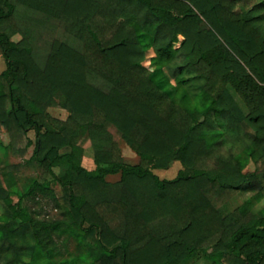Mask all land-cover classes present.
<instances>
[{
	"label": "trees",
	"instance_id": "obj_1",
	"mask_svg": "<svg viewBox=\"0 0 264 264\" xmlns=\"http://www.w3.org/2000/svg\"><path fill=\"white\" fill-rule=\"evenodd\" d=\"M0 55V149L41 167L20 186L21 163L0 166V264H264V0H0Z\"/></svg>",
	"mask_w": 264,
	"mask_h": 264
},
{
	"label": "rangeland",
	"instance_id": "obj_2",
	"mask_svg": "<svg viewBox=\"0 0 264 264\" xmlns=\"http://www.w3.org/2000/svg\"><path fill=\"white\" fill-rule=\"evenodd\" d=\"M51 29V28H50ZM39 30L41 32L39 33H33V38L36 42H38L41 46L45 43L47 39H49V28L48 26L44 27L41 25L39 27ZM51 35L52 36H61L62 29L61 27H57L56 29H51ZM19 33H15L12 37L13 39H19L20 38ZM182 38V36H180ZM151 54V51H149ZM146 63H149V61H146ZM5 61L2 55H0V71L5 68ZM154 79L158 84H160L164 89L168 90L171 94H173V90L171 85L167 82L166 77L162 73L159 67L154 68ZM49 111L52 115L60 118H66L68 115L67 109L61 107V106H52L49 107ZM29 135L31 137L34 136L33 131L29 132ZM9 135L4 132H0V140L3 141V143H7L9 139ZM118 142L120 145L121 153L123 156V159L128 163H136L139 160L138 155L136 152L121 138H118ZM69 150H73L80 158L81 164L86 167L87 169H95L96 164L93 160L92 154L93 149L91 146L90 141L87 139L86 135H80L77 138L74 139L73 145L68 148ZM32 153V148L30 147L26 153H21L20 150L13 148L9 149L4 155V153L0 149V166L5 164H13V163H21L20 167L15 171V174L17 175L19 181L18 184L22 186L28 175L31 174H38L41 171L40 165L33 161L31 163H25L24 160L28 158ZM245 169L247 170H253L255 168V163L252 158H248L245 161ZM182 168V164L180 161L176 160L172 162L167 168H155L153 171L159 175L161 178H173L177 175L178 171ZM56 170H59L57 167ZM120 177V174H112L108 175L107 178L110 180H116ZM54 188L56 189L57 193L61 194V189L59 185L53 184ZM252 194V192H246L243 194V196H240L236 198L232 202V206H236L238 204L244 203V200L249 197V195ZM12 197L16 200L17 194H12ZM30 206L37 209V214L40 217H59L60 212L59 209L54 207L52 202H49L47 200H41L40 202H29ZM264 205V199H262L260 202L255 203L254 208L258 209L261 208ZM4 203L0 201V211L4 210ZM62 246V245H61ZM76 246L75 241H70L68 243V249L74 251ZM63 254L58 259H64L66 257V250L63 248ZM26 260L29 258L26 257ZM57 259V260H58ZM192 264H210V259L206 254H200L199 257H197Z\"/></svg>",
	"mask_w": 264,
	"mask_h": 264
}]
</instances>
